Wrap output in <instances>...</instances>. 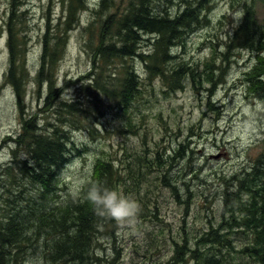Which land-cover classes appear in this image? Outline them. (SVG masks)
I'll return each instance as SVG.
<instances>
[{"label": "rangeland", "instance_id": "rangeland-1", "mask_svg": "<svg viewBox=\"0 0 264 264\" xmlns=\"http://www.w3.org/2000/svg\"><path fill=\"white\" fill-rule=\"evenodd\" d=\"M111 1L105 2L108 14L115 8L122 9L128 2ZM170 1L171 4L151 0L150 8L154 10L157 5V10H161L169 5V14L174 15L178 5L180 9L183 6L181 0ZM234 1L210 0V9L204 12L208 24L187 33L183 46L174 50L173 55L178 57L176 62L184 63L196 73L193 79L189 77L184 81L181 90L168 92L166 82L157 77L148 81L144 63L140 59L128 60L141 81L148 85L140 87L139 97L124 112L120 106L113 109L115 102L92 83L89 88L82 87L89 83L83 77L91 69L89 46L85 44L87 38L95 41L99 31L98 23L91 37L83 34L89 26V14H82L78 26L68 34L64 51L54 68V89L59 93L55 102H49L47 107L45 85L38 86L35 81L42 53L41 37L49 31L47 24L56 26L59 17L63 15L64 19L65 14H62L60 0H13L14 7L20 6L26 23L25 32L20 33L26 38L23 37L24 44L20 45L21 64L26 68L22 81L24 114H37L38 125L45 128L47 123L62 126L70 141L71 159L58 175L56 202L79 194L90 180L96 158L101 157L116 162L123 174L116 183V190L135 199L141 208L134 224L115 221L112 234L108 232L113 228L110 225L93 239L92 245H99L96 253L102 260L100 264H178L175 261L178 247L173 242L179 243L180 237L186 235L191 239L189 234L197 236L216 216L218 220L219 199L227 188L226 181L249 167L261 153L257 137L264 129V108L241 81L244 68L253 64V56L247 50L229 45L232 26L243 15L239 8L231 5ZM239 1L251 3L257 26L264 25V0ZM98 2L85 0L90 10L95 9ZM11 3L12 0H0V218L11 212V203L17 197L12 193V182L2 175L12 159L13 146L7 138L21 133L23 123L16 95L5 78L9 55L5 22ZM223 16L227 18L222 19ZM139 49L144 50V46ZM213 52L215 84L212 88L204 73L207 72L205 62ZM121 65L112 59L106 64L105 74L114 83L119 77L115 69L119 71ZM95 79L97 84L102 83L99 77ZM107 82L109 79L105 77ZM62 102L73 105H69L71 115L66 113L69 106L58 105ZM250 118L256 122V131L248 136L237 134L240 122ZM58 119L61 121L57 122ZM128 122L133 125L132 129L127 127ZM180 144L183 145L181 153ZM24 153L23 149L17 151L20 159L25 158ZM137 170L142 172L137 175ZM163 180L173 186L177 182L175 188L182 199L175 197ZM234 188L228 189L233 192ZM186 198L188 208L184 204ZM230 235L235 243L232 251L221 249L227 264H253L242 252L249 237L238 232ZM191 246L194 250V245ZM204 248L196 246L195 251L204 255L207 251ZM208 250L211 251L209 247ZM38 254H29L25 264H40ZM181 264H194L191 253Z\"/></svg>", "mask_w": 264, "mask_h": 264}, {"label": "trees", "instance_id": "trees-1", "mask_svg": "<svg viewBox=\"0 0 264 264\" xmlns=\"http://www.w3.org/2000/svg\"><path fill=\"white\" fill-rule=\"evenodd\" d=\"M105 2L112 3L111 0H99L97 7L90 10L85 0H60L65 17H59V22L54 27L47 24L49 31L41 37L42 53L35 79L38 86L41 83L45 85L47 107L55 102L59 93L54 89L55 64L64 51L68 34L78 26L82 14L90 15L89 26L83 33L86 37H91L95 25L99 23L95 41L91 42L87 38L85 44L89 46L91 69L83 77L89 83L82 87L89 88L92 83L95 89L115 102L113 109L120 106L125 112L139 97L140 87L148 85L141 81L128 60L140 59L145 66L146 79L150 81L152 77H157L161 82L165 81V87L171 93L181 90L187 78H194V70L184 63H177L178 57L173 52L178 46H183L187 33L208 24L209 20L204 12L210 9V0H181L183 7L180 9L178 5L179 9L174 15L169 14V5L161 10H157V5L154 10L151 9V0H128L125 7L115 8L108 14L104 9ZM165 2L172 3L170 0ZM13 5L12 0L5 22L9 51L5 78L16 95L23 123L21 133L15 137L10 134L7 138V142L13 146L12 159L2 175L12 182V193L17 197L11 203V212L0 218V264H25L27 256L35 255V252H39L40 264H100L102 260L96 253L99 245H92V241L96 235H101V230L103 232L110 225L113 228L108 232L112 234L115 221L95 211L86 199V192L93 182H101L116 189V183L123 174L116 167L115 161L96 158L90 180L82 186L80 193L66 196L60 203L56 202L59 198L58 175L71 159L70 141L62 126L47 123L48 127L45 128L38 125L37 114H24L22 81L26 68L21 64L23 55L20 45L24 44V35L20 36V33L25 32L26 23L23 22L24 14H21L23 12L20 11V6ZM231 5L239 8V13L243 12V15L232 26L234 29L229 45L247 50L253 56V64L243 70L242 86L245 84L252 96L264 102V25L257 26L250 8L251 3L235 0ZM15 26H18L17 30ZM143 46L144 50L139 49ZM213 57L215 52L205 62L207 72L204 73L212 83V88L215 84ZM111 59L122 64L119 71L115 69V73L119 75L116 83L105 74L106 64ZM98 77L102 82L100 85L95 79ZM105 77L109 79L107 84ZM58 105L66 108L72 104L62 102ZM70 108L71 106L67 108L66 113L70 114ZM59 120L61 121L58 119L57 122ZM127 127L132 129L133 125L128 122ZM257 140L261 153L249 167H244L226 181L227 188L219 199L218 220L216 216L197 236L189 234L191 239L186 235L180 237L179 243L173 242L178 247L175 251V261L178 264L184 263L190 253L194 264H227L221 249L232 251L235 243L230 234L237 232L249 237L242 252L253 260V264H264V129ZM179 148L181 153L183 145L180 144ZM19 149L25 150L24 159L17 155ZM141 172L142 170H137V175ZM163 182L165 186L172 188L175 197L182 199L175 188L177 182L174 183L175 186L165 180ZM138 186L139 183L136 188ZM233 187L234 191L231 192L228 188ZM188 198L184 200L186 208ZM191 245H194V250ZM196 246H205L207 251L201 255L195 251Z\"/></svg>", "mask_w": 264, "mask_h": 264}, {"label": "clouds", "instance_id": "clouds-1", "mask_svg": "<svg viewBox=\"0 0 264 264\" xmlns=\"http://www.w3.org/2000/svg\"><path fill=\"white\" fill-rule=\"evenodd\" d=\"M257 103L264 108V102L257 101ZM254 131H256V122L252 118L240 122L236 129L237 134L243 136H248ZM86 199L101 216L124 225L134 224L141 211L135 199L101 182H93L88 187Z\"/></svg>", "mask_w": 264, "mask_h": 264}, {"label": "bare ground", "instance_id": "bare-ground-1", "mask_svg": "<svg viewBox=\"0 0 264 264\" xmlns=\"http://www.w3.org/2000/svg\"><path fill=\"white\" fill-rule=\"evenodd\" d=\"M257 64V63H256ZM17 203V202H16Z\"/></svg>", "mask_w": 264, "mask_h": 264}]
</instances>
